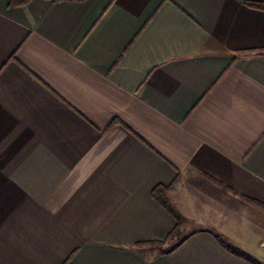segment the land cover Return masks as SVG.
<instances>
[{
  "label": "crops",
  "instance_id": "obj_1",
  "mask_svg": "<svg viewBox=\"0 0 264 264\" xmlns=\"http://www.w3.org/2000/svg\"><path fill=\"white\" fill-rule=\"evenodd\" d=\"M250 3L0 0V264H264Z\"/></svg>",
  "mask_w": 264,
  "mask_h": 264
},
{
  "label": "trees",
  "instance_id": "obj_2",
  "mask_svg": "<svg viewBox=\"0 0 264 264\" xmlns=\"http://www.w3.org/2000/svg\"><path fill=\"white\" fill-rule=\"evenodd\" d=\"M31 0H9V6H21L24 5L28 2H30ZM249 5L255 7V8H259V9H263L264 10V3H250ZM167 190V187H156L153 191H152V196L153 198L160 204L162 205L164 208H166V198H165V192ZM177 220V225L175 226V228L167 235L165 240L171 239L173 238L179 231H178V224H179V219L178 217H176Z\"/></svg>",
  "mask_w": 264,
  "mask_h": 264
},
{
  "label": "rangeland",
  "instance_id": "obj_3",
  "mask_svg": "<svg viewBox=\"0 0 264 264\" xmlns=\"http://www.w3.org/2000/svg\"><path fill=\"white\" fill-rule=\"evenodd\" d=\"M181 217V216H180ZM181 226H180V228L178 227V231H180L179 233L180 234H183V233H186V232H188L190 229H192V228H195V226L196 225H194V224H192V223H190L189 221L191 220L192 221V218H190V217H187V218H184V217H181ZM183 220H186L185 222H183ZM182 231V232H181ZM175 241V239L174 240H172V241H170L169 243L171 244V243H173ZM161 246H166V244L164 243V244H162Z\"/></svg>",
  "mask_w": 264,
  "mask_h": 264
}]
</instances>
